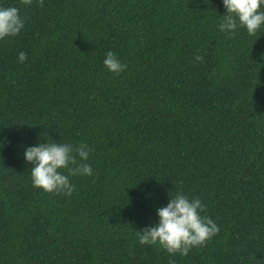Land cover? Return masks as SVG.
Wrapping results in <instances>:
<instances>
[{"label": "trees", "instance_id": "1", "mask_svg": "<svg viewBox=\"0 0 264 264\" xmlns=\"http://www.w3.org/2000/svg\"><path fill=\"white\" fill-rule=\"evenodd\" d=\"M0 3L24 20L0 40V264H264V28L219 32L220 0ZM48 137L89 149L70 196L31 184ZM177 191L219 226L183 256L136 232Z\"/></svg>", "mask_w": 264, "mask_h": 264}, {"label": "clouds", "instance_id": "2", "mask_svg": "<svg viewBox=\"0 0 264 264\" xmlns=\"http://www.w3.org/2000/svg\"><path fill=\"white\" fill-rule=\"evenodd\" d=\"M30 2V0H26ZM224 12L220 16L217 30L232 36L238 28H243L249 36L260 34L264 28V0H220ZM24 27V20L15 6L0 3V40L17 36ZM196 62L203 58L196 55ZM26 60L24 51L17 54V61ZM103 66L114 75H118L126 64L120 62L111 51H106ZM23 160L30 164V180L33 187L44 192L63 193L70 196L75 184L70 177H87L93 174L88 163L89 149L84 144L57 142V139L44 138L23 148ZM63 170V171H62ZM66 173V174H65ZM204 204L199 197L189 198L177 191L169 196L167 203L155 209L156 221L138 233L140 244H158L168 254L186 255L190 248L203 246L219 231L215 221L201 212Z\"/></svg>", "mask_w": 264, "mask_h": 264}]
</instances>
